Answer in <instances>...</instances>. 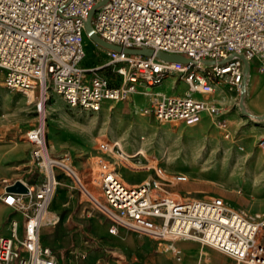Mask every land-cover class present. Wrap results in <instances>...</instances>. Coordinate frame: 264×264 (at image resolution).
<instances>
[{
	"label": "built area",
	"instance_id": "2783aa9c",
	"mask_svg": "<svg viewBox=\"0 0 264 264\" xmlns=\"http://www.w3.org/2000/svg\"><path fill=\"white\" fill-rule=\"evenodd\" d=\"M92 12V28L104 41L154 55L103 48V62L85 67L86 23ZM158 53L192 62L165 61ZM241 55L264 76V0H0V87L41 92L39 124L26 137L43 178L37 188L24 183L26 195L5 193L4 203L22 221H11L9 236H0V264H57L54 251L41 241L44 220L62 177L85 189L71 156L54 153L48 144L51 94L72 109L99 113L105 104L130 102L142 92L154 97L151 113L157 120L193 124L203 114L222 112L212 99L220 85L241 96ZM169 78L175 81L173 91L181 83L187 89L172 95L155 90ZM106 149L122 154L117 143ZM98 164L105 203L91 198L105 215L110 234L123 228L153 239L192 240L239 264H264V220L248 218L220 197L177 198L169 189L188 183L185 174L165 178L153 167L157 179L132 186L110 163L100 159Z\"/></svg>",
	"mask_w": 264,
	"mask_h": 264
},
{
	"label": "rangeland",
	"instance_id": "374dc122",
	"mask_svg": "<svg viewBox=\"0 0 264 264\" xmlns=\"http://www.w3.org/2000/svg\"><path fill=\"white\" fill-rule=\"evenodd\" d=\"M85 43L87 59L84 66L88 67L95 63H102L103 54L100 51L103 48L88 37L85 38ZM103 72L107 71L104 70ZM110 79L112 82H115L114 78L110 77ZM173 86H175L174 79L169 78L163 85L155 88V90L172 95L173 93H183L187 89L181 83L178 90L173 91ZM28 93H31L30 99L27 97ZM246 96L247 93L245 94V100ZM40 99L41 92L39 89L35 92L31 90L26 93H20L0 87V144L12 145L14 148H20L21 145L25 144H29L30 146L26 133L39 124L37 106ZM227 109L229 108L227 107L224 110ZM229 112L237 113L239 129L236 135H234L233 129H229L228 120L225 124H219L218 120L211 116V120L204 127L198 129L188 127L190 125L186 123L161 122L150 116L142 117L137 122H124L123 120H117L115 114L107 109L99 113L72 109L61 98L55 94H51L46 111L47 141L49 146L48 135L51 139L55 137L57 133L56 121H58L71 127L73 137L67 148L55 153H68L71 156V163L74 168H76L77 161L74 155H77L78 149L76 141L84 144L87 141L95 142L96 151L98 152L97 157L93 159L95 169L91 173L89 180L83 179L80 171H78L86 189L73 185L65 178L62 180L64 186L60 188L73 194L75 197L78 196L80 200L78 211H84L86 219L101 217L107 222L105 215L91 198L93 195L98 202L105 203L100 188L99 160L103 159L110 163L117 170L120 178L122 180L125 179L123 181L129 185H131L130 181L136 182L140 178L144 180H147L149 177L157 179L156 172L152 169L156 167L164 173L165 178H171L178 174H185L188 177V183L169 189L170 192L176 194L177 198L209 200L220 197L224 199L228 206L245 214L254 221L261 222L264 220V163H261L264 160V141H259L254 147L250 148V133L246 131L251 128L262 129L264 123L261 119L263 117H256L250 112L248 114L245 112L244 114L241 109V96L237 97L234 106ZM193 125H196V122ZM162 128H167L169 133H174L173 136H177L176 140L173 137L171 141L166 142L169 145V153L165 157L162 154H164L163 146L166 135H164ZM195 133L200 134L199 144L202 152L196 156V159L189 160L187 159L188 153L194 145L193 142L189 141V137L194 136ZM201 134L203 135L201 136ZM241 134V139L237 140L236 137ZM211 135L220 137L222 143L220 142L218 145L211 144L209 137ZM142 138H144V144H141ZM114 141L121 142L120 149L125 148L121 150L123 156L129 155L128 152L133 153L137 151L139 148H142V145L149 151L150 156L151 153L154 154L156 151L158 156L145 157L142 165L136 161L134 163L126 161L123 158L120 160V157L112 155L101 146L103 143L112 144ZM223 142L228 144H224ZM27 154L32 158L31 148ZM262 154L263 158L261 157ZM170 155L172 159L179 157L185 160L186 163L183 164L182 162L179 165V161L177 160L173 162V167L169 169L165 164ZM123 160H125V163ZM151 160L155 162V165H152ZM251 164L253 166H260L255 168L251 167ZM31 169L33 170V175H35L37 170L33 160ZM25 171L21 170L20 174L23 175ZM24 176L26 177L27 173ZM251 176L252 178H249ZM42 179V177L39 178V180ZM246 179H254V182L247 186ZM25 199L28 202L30 197H26ZM58 204L59 199L54 198L51 204L52 207ZM50 230L47 225L43 227L41 232L42 241L50 237ZM77 235L82 236L83 243L74 236L73 245H70L65 253L57 248L53 249L57 257L62 260L61 264H109L108 256L110 254L106 252L107 250H100V246L95 242L92 228L84 225L82 231L78 232ZM77 247H82L80 253L76 252ZM92 252H99L100 255L96 258L91 257ZM64 254L66 255V260Z\"/></svg>",
	"mask_w": 264,
	"mask_h": 264
},
{
	"label": "crops",
	"instance_id": "0c3cea01",
	"mask_svg": "<svg viewBox=\"0 0 264 264\" xmlns=\"http://www.w3.org/2000/svg\"><path fill=\"white\" fill-rule=\"evenodd\" d=\"M97 49L100 51L99 48ZM104 74L109 79L110 77L114 78L109 71L104 72ZM235 94L231 93L225 84L220 85L212 96V99L223 110L227 107L229 109L222 110L217 116L203 114L196 121V125H193L194 123L189 124V127L196 129L204 127L211 120V116L217 119L218 122L225 120L226 123L228 120L229 129H233V133L236 135L239 129L237 113L229 112L238 97ZM153 99L154 97L151 94L138 92L134 94L130 102L105 104L102 110L107 109L112 111L117 120L137 122L142 117L150 116L155 118L151 113ZM244 105L246 110L254 116L263 117L261 120L264 123V76L257 72L254 64L250 72V79L247 81V96ZM146 110L150 112L149 115L144 113ZM155 120L157 119L155 118ZM56 125L57 133L55 137L51 139L48 135L50 147L54 153L67 148L73 137V130L70 126L58 121H56ZM246 132L250 133V148L254 147L259 141H264V126L260 130L251 128ZM241 137L242 134L236 138L240 140ZM76 144L78 145L77 155H74L77 160L76 169L80 171L83 179L89 180L91 173L95 169L93 159L97 157L98 153L96 151V144L91 141H87L86 144L76 141ZM30 148L32 149L31 144L30 146L29 144L21 145L20 148L0 144V236H9L11 221H22L21 214L16 213L3 201L7 187L18 180L33 188L39 187L42 183V180H39L41 177L39 172L33 175V170L31 169L32 158L27 154ZM261 157L263 158V154ZM178 159L179 157L172 159L170 155L165 166L169 169L172 168L173 162H176ZM254 163L256 164V162ZM261 163H264V160ZM259 166L251 164V167L256 168ZM21 170H26L24 173H27L26 177L24 174H20ZM150 179L151 177L147 180L140 178V180L136 182L130 181V183L132 186H138ZM61 180H64V178L62 177ZM63 186L64 183L62 181L60 187ZM60 187L54 197L59 199V204L55 207L51 205L48 210L51 224L47 225V227L51 229L49 232L50 237L45 241L41 240L43 245L52 250L57 248L65 253L66 249L70 245H73L74 236L83 243L82 236L77 235V233L82 231L84 225H87L92 228L95 242L100 246V250H107L106 252L110 254L108 256L109 264H239L233 257L213 247L205 246L192 240H152L123 228H119L117 234L112 235L109 233L108 222H105L101 217L86 219L84 211H78L80 201L78 196L75 197ZM81 250L82 247H79L76 252L80 253ZM177 252L180 253V256H177ZM99 255V252L91 253V257L96 258ZM55 256L57 264H61L62 260L56 254ZM64 256L66 260V255L64 254Z\"/></svg>",
	"mask_w": 264,
	"mask_h": 264
},
{
	"label": "water",
	"instance_id": "95a60500",
	"mask_svg": "<svg viewBox=\"0 0 264 264\" xmlns=\"http://www.w3.org/2000/svg\"><path fill=\"white\" fill-rule=\"evenodd\" d=\"M92 17H93V12L90 14L88 21L86 23V31L88 36L99 46H101L102 48L105 49H110V50H114V51H124L125 53H129V54H135V55H141V56H152L154 55V51L152 50H130V49H123L122 47L116 46V45H112L106 41H104L102 38H100L94 31V29L92 28ZM157 56L165 61H169V62H176V63H183V64H187L192 62L191 59H188L184 56L181 55H168V54H164V53H158ZM244 63H245V79L242 85V93H241V109L242 112L245 113L246 108L244 105V101H245V93H246V87H247V81H248V76L250 75L251 69H250V64L249 62L246 60V58L241 55L240 56ZM7 193H15V194H28L29 189L28 187L20 180L14 182L12 185L7 187L6 190Z\"/></svg>",
	"mask_w": 264,
	"mask_h": 264
},
{
	"label": "bare ground",
	"instance_id": "6f19581e",
	"mask_svg": "<svg viewBox=\"0 0 264 264\" xmlns=\"http://www.w3.org/2000/svg\"><path fill=\"white\" fill-rule=\"evenodd\" d=\"M254 78V77H253ZM250 79V75L248 76V80ZM246 93H247V87H246ZM245 93V94H246ZM30 95H31V93H28V99H30ZM251 100V99H250ZM28 101V100H27ZM29 103V102H28ZM246 108V107H245ZM247 114L249 113L247 110L245 111ZM245 114V113H244ZM246 114V115H247ZM250 116V115H249ZM223 126V125H222ZM186 127V126H185ZM189 127V126H188ZM163 129V133H164V135H166V140H165V143L166 142H168V141H171L172 139H173V137H175V140L177 139V136H173V134L172 133H169L168 132V130H167V128H162ZM172 132V131H171ZM201 133V132H200ZM203 134H201V136H202ZM105 136V135H104ZM199 136H200V134H198V133H195L194 134V136H192V137H189V141L190 142H193L194 143V145H193V147L190 149V151H189V153H188V158L187 159H189V160H194V159H196V156L199 154V153H201L202 152V149L200 150V144H199V142H200V138H199ZM210 137V143L211 144H213V145H218V144H220V142H221V140L222 139H220V137H218V136H216V135H211V136H209ZM170 138V139H169ZM81 139V138H80ZM82 140V139H81ZM142 140V143L141 144H144V138H142L141 139ZM83 142V141H82ZM114 143H117L118 145H119V148L121 147V142H117V141H114L112 144H114ZM164 143V146H163V151H164V154H162V156L163 157H165V156H167L166 154H168L169 153V145L166 143L165 144ZM222 143V142H221ZM224 144L226 143V142H223ZM112 144H101V146H102V148L103 149H105L107 152H109L110 153V151L108 150V149H106V146L107 145H109V146H111ZM226 144H228V143H226ZM123 145V144H122ZM167 145H168V147H167ZM122 149H125V148H121L120 150H122ZM157 152V151H156ZM156 152H154V154L153 153H151V156L149 155V151L147 150V149H145L144 147H143V145H142V148H139L137 151H135V152H133V153H129L128 152V154L129 155H125V156H123L122 154H120L121 156H118V157H121V158H123V159H125L126 161H131L132 163H134V161H136L138 164H140V165H142L143 164V158L142 157H140V156H137V155H141V154H143L144 155V157H146V158H148L149 156L150 157H156V156H158L157 155V153ZM126 154V153H125ZM161 156V157H162ZM125 160H123L124 161V163H125ZM152 161V160H151ZM178 161H179V165H181L182 164V162H183V164L184 163H186V161L185 160H182L181 158H179L178 159ZM152 163V165H155V162L154 161H152L151 162ZM217 167H218V165H217ZM132 168V167H131ZM140 168V167H139ZM229 168V167H228ZM221 170H222V168H221ZM234 170V169H233ZM117 171V170H116ZM216 172V171H215ZM222 172V171H221ZM118 173V172H117ZM217 173V172H216ZM234 173V172H233ZM232 173V174H233ZM119 175V174H118ZM206 176V175H205ZM210 176V175H209ZM216 176H218V175H216ZM219 177V176H218ZM221 177V176H220ZM229 177V176H228ZM249 178H251V177H249ZM123 180H125V179H123ZM206 181H208V180H206ZM252 182H254V179H246V183H247V186H249ZM246 186V187H247ZM255 187V186H254ZM84 188H85V186H84ZM258 188V187H257ZM86 189V188H85ZM91 194V193H90ZM240 194V193H239ZM92 195V194H91ZM93 196V195H92ZM94 197V196H93ZM235 198V197H234ZM237 200V199H236ZM254 205V204H253ZM243 206V205H242ZM242 214V213H241ZM245 215V214H244ZM44 223L46 224V225H50L51 224V222H50V218L48 217V214H47V216H46V218H45V220H44Z\"/></svg>",
	"mask_w": 264,
	"mask_h": 264
}]
</instances>
